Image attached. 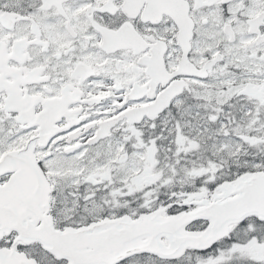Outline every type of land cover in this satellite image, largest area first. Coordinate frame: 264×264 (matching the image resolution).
<instances>
[{
  "label": "snow or ice",
  "instance_id": "obj_1",
  "mask_svg": "<svg viewBox=\"0 0 264 264\" xmlns=\"http://www.w3.org/2000/svg\"><path fill=\"white\" fill-rule=\"evenodd\" d=\"M0 264H264V0H0Z\"/></svg>",
  "mask_w": 264,
  "mask_h": 264
}]
</instances>
